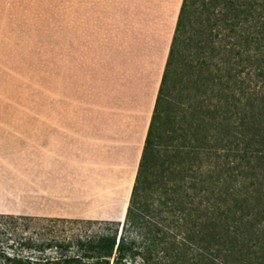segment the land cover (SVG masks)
Masks as SVG:
<instances>
[{
  "label": "trees",
  "instance_id": "obj_1",
  "mask_svg": "<svg viewBox=\"0 0 264 264\" xmlns=\"http://www.w3.org/2000/svg\"><path fill=\"white\" fill-rule=\"evenodd\" d=\"M129 258L264 264V0H182L123 223L0 212V264Z\"/></svg>",
  "mask_w": 264,
  "mask_h": 264
},
{
  "label": "crops",
  "instance_id": "obj_2",
  "mask_svg": "<svg viewBox=\"0 0 264 264\" xmlns=\"http://www.w3.org/2000/svg\"><path fill=\"white\" fill-rule=\"evenodd\" d=\"M14 1L0 0V26L8 22ZM122 1L72 0L73 27L82 9L85 40L100 26L115 40L126 35L138 41L142 33L149 43L127 50L132 59L122 68L134 75L147 68V76L158 70L156 80L144 81L142 95L125 105L132 110L117 112L109 122L58 111L0 114V212L112 219L110 207L119 202L124 219L182 0ZM148 100L144 123L141 111Z\"/></svg>",
  "mask_w": 264,
  "mask_h": 264
},
{
  "label": "rangeland",
  "instance_id": "obj_3",
  "mask_svg": "<svg viewBox=\"0 0 264 264\" xmlns=\"http://www.w3.org/2000/svg\"><path fill=\"white\" fill-rule=\"evenodd\" d=\"M71 2L12 3L15 8L8 22L0 26V114L58 111L99 116L109 122L117 112L132 110L125 109V105L134 95H142L144 90L140 86L144 81L156 80L158 70L147 76L146 68V72L136 76L128 67L122 68L123 63L132 59L127 50L139 45L144 48L149 43L143 41L142 33H137L138 41L125 39L126 35L123 40H115L113 34L108 35L110 32L107 34L100 26L101 30L97 27L88 36L90 41L85 40L79 23L86 17V10L80 9L73 27ZM88 51L90 56H86ZM161 60L159 56L158 69ZM143 109L145 123L149 100ZM110 211V218L119 219L121 204H114ZM126 264L146 263L142 258H129Z\"/></svg>",
  "mask_w": 264,
  "mask_h": 264
}]
</instances>
